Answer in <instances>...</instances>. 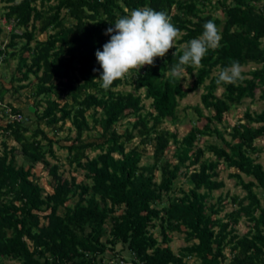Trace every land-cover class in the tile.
<instances>
[{
  "label": "trees",
  "instance_id": "obj_1",
  "mask_svg": "<svg viewBox=\"0 0 264 264\" xmlns=\"http://www.w3.org/2000/svg\"><path fill=\"white\" fill-rule=\"evenodd\" d=\"M0 3L8 6L7 19L24 28L22 32L13 29L11 41L0 45V59L18 58L20 76L14 75L12 81L29 83L15 89L30 86L37 99L35 128L28 123L30 115L12 103L6 104L11 119L3 124L0 118V264L8 260L20 264H109V250L114 264H193L192 258L199 264H223L228 258L230 264H264V203L256 189L264 196V165L258 160L261 149L256 144L264 137V110L248 109L246 121L239 120L231 130L219 126L225 122V114L245 98L254 100L257 89L264 100V0ZM144 7L171 18L179 29L178 44L163 58H155V66L131 70L104 91L96 80L102 69L95 52L103 50L110 39L106 29L114 26L111 23L124 16L126 9ZM217 9L224 17L215 14ZM209 20L222 36L220 47L206 53L202 67L187 66L185 73L193 82L184 88L183 79L170 77V67L178 63L183 46L199 37ZM45 32L47 38L38 39V34ZM3 33L0 25V38ZM22 38L27 40L18 48ZM232 61L258 66L248 71L250 77L242 72L243 79L235 85L223 84L225 91L218 95V76L213 72L229 67ZM94 68L100 71L94 72ZM32 75L35 80L30 81ZM124 83L134 84L135 91L118 89ZM201 87L205 88L202 101L209 114L199 105L195 110L198 120L206 118L205 124L193 121L182 138L177 130L163 127L166 121L178 122L180 101ZM5 92L0 85V103ZM145 98L152 99L153 110L146 109ZM124 117L136 120H129V126L120 132L117 125ZM68 121L71 126L65 138L72 143L60 146L68 149L69 164L85 171V179L80 181L76 175L68 177L61 172L59 162L48 159V155L58 158L54 145L60 140L41 126L44 123L59 136ZM74 130L75 136L71 134ZM206 136L217 141L202 143ZM12 137L20 146L9 145ZM137 137L140 142L127 149ZM171 143L175 148L169 157ZM150 148L153 160L142 164ZM92 152L96 154L92 156ZM208 152L214 157L206 156ZM19 154L24 156L22 164H18ZM38 163H43L52 177L51 192L38 180L34 171ZM222 163L239 170L230 176L247 191L242 197L233 196L237 207L224 216L220 215L224 198L212 201L214 191L225 186L218 178ZM244 175L252 179L247 181ZM182 176L188 188L178 184ZM244 217L250 228L239 234L237 225ZM157 227L158 236L154 232ZM174 232L184 233L187 242L178 251L171 246ZM119 244L122 248L116 251Z\"/></svg>",
  "mask_w": 264,
  "mask_h": 264
},
{
  "label": "rangeland",
  "instance_id": "obj_2",
  "mask_svg": "<svg viewBox=\"0 0 264 264\" xmlns=\"http://www.w3.org/2000/svg\"><path fill=\"white\" fill-rule=\"evenodd\" d=\"M216 1L217 0H213L214 3ZM7 7L8 6L5 3H0V25L3 26V29H4V33L2 34L0 38V45L2 46L7 45L11 41L13 29L14 30L16 29V31H19V32H22L24 30L23 27H18L15 21H9L7 19L5 15L6 11H8ZM64 12L65 10L63 11V13ZM214 12L215 14L221 17H224V13L221 9L214 10ZM71 21L72 19H69L68 23H70ZM47 36L48 35L46 32L41 33V34H38V39L45 40ZM26 40H27L26 38L19 39L18 41H20V43H19L18 48H20ZM34 43H35V40L32 41V44ZM177 44L178 42L176 39L174 42V46H176ZM18 48L10 47V50L12 51L17 50ZM17 66H18V58H10L8 61L0 59V85H2V87L6 89V92L4 95V101L0 103V118L2 119L3 124H6L11 119V116H10L11 111L9 107L8 108L6 107V104L12 103L15 107L22 108L25 114L30 115L31 120H29L28 123L31 124V128H35L36 119H37V116L35 114V111L37 109L36 107L37 99L32 94V87L30 86L20 88L19 90L16 91L15 87L29 83V80L12 81L14 75L20 76V73L17 71ZM257 66L258 65L254 63L242 66V72H246L245 76L250 77L251 75L248 74V71L256 68ZM219 71L220 70H215L213 72V75L218 76ZM184 75L186 77V80L190 78V80L188 81V85L191 84L193 82V77L188 73H185ZM31 80H35L34 75L31 76L30 81ZM118 89L135 91V85L131 83H124L120 85ZM204 91H205V88L201 87L196 91L190 92L184 99H182L180 101V105L178 109L179 110L178 122L172 123L170 121H166L163 124V127H167L168 129H171L172 131L177 130L179 137L182 138L191 129L193 125L192 124L193 121H195L199 126H203L206 122V118L203 117L198 120V115L196 113L195 106L199 105L203 109L205 115L209 114V110L204 107V104L202 101V93ZM224 91H225V86L223 84L219 85L217 88V94L221 95ZM140 92L144 94L145 89L140 90ZM260 93H261L260 90L257 89L256 97L254 100H252L251 98H245L241 104L233 108L231 111L227 112L225 114V122L223 124H219V126L221 128H225L229 126L230 127L229 130H231V127L235 125L239 120L242 119L243 122L246 121L244 119V115L248 109L251 111H257V112L263 111L264 110V100H261L259 98ZM151 102H152V99H146V98L144 99V103L146 105L147 110L149 109L153 110ZM40 109L42 110L43 107H41ZM129 120L131 122H134L136 118L134 117L122 118L119 124L117 125V128L120 132H123L129 126V123H128ZM41 126L44 127L47 131H49V134L51 136L60 140V144L54 145L58 158H54L48 155V159L51 161V163L59 162L61 165L60 171L64 172L68 177L72 175H76L79 181L82 179H85V171L83 169L75 170L74 167H72L68 162V149L65 148L64 146H60V145H67V144L72 143L71 141H68L65 138L69 133L68 127L71 126V122L68 121L66 123V126H65L66 128L59 133V136H55V134L52 131H50V128L47 127L44 123L41 124ZM93 133L95 137L99 135L98 131L94 130ZM71 134L75 136L76 135L75 130L72 131ZM226 137L230 139V136L228 134L226 135ZM2 140H3V136L0 135V149H2V144H1ZM214 141H217L216 137L206 136L205 138H203L202 143H211ZM139 142H140V138L139 137L135 138L131 143L128 144L127 149H130L132 146L138 144ZM8 143L10 146H13V145L20 146V144L13 137L8 139ZM256 144L261 149L258 160L262 162L264 165V137L257 139ZM174 148H175L174 143H171L168 149L169 157L172 156ZM95 154L96 152L91 153L92 156ZM206 156L214 157L211 152H208ZM17 160H18V164L24 163V156L19 154ZM152 160H153V149L150 148L147 154L143 157L142 164L149 163ZM173 161H176V160L173 159ZM34 171L36 172L39 178L38 180L40 184L45 187L46 192H51L53 190L51 183H50L52 177L48 174V170L44 166V164L38 163ZM237 171H239L237 168H226L223 163L219 165V177L218 178L219 180H223L225 182V186L214 191L212 201L217 202L221 196L224 198L225 207H224V210L220 213L221 216H224L225 213L230 212L237 207V205L232 200L234 195H239L242 197L246 195L247 193V191L241 185L236 184L237 179L235 177L230 176V173L237 172ZM156 176H157V179H160L159 171H156ZM244 178L247 181L252 179L251 177H248L246 175H244ZM178 184L182 185L185 188L189 187V183L186 181V178L184 176H182L179 179ZM256 189H258V191L262 195L263 203H264V196H263L261 189L260 188H256ZM176 193L180 194L179 191H177ZM74 201L75 199L70 201L69 204H72ZM237 228H238L239 234L246 233L250 228L249 221L245 217L242 218L239 224L237 225ZM154 232L158 236L160 232V227L155 228ZM186 244L187 242L184 239V233H181V232L173 233V240L171 241V246L174 248L175 251H178L182 246ZM121 248H122V244H119L116 248V251L120 250ZM226 253L227 255H230L229 247L226 249ZM106 255L109 258V264H114L112 262V256H113L112 251L109 250L106 253ZM125 255L127 254L125 253ZM190 263L199 264V262L197 261L195 262V258H192L190 260ZM6 264H20V262L14 261V260H8L6 261ZM126 264H132V262H127ZM223 264H230L229 258Z\"/></svg>",
  "mask_w": 264,
  "mask_h": 264
},
{
  "label": "clouds",
  "instance_id": "obj_3",
  "mask_svg": "<svg viewBox=\"0 0 264 264\" xmlns=\"http://www.w3.org/2000/svg\"><path fill=\"white\" fill-rule=\"evenodd\" d=\"M126 14L118 18L114 26L106 29L105 35L110 37L103 45V50L95 52L96 61L102 72L98 81L100 87L108 91L113 82L121 80L131 70H139L145 65L155 66L157 57L163 58L169 49L174 47V42L179 35V29L171 22V18L161 11L150 7L125 10ZM202 34L190 40L183 46V54L179 56L178 63L172 64L169 75L184 82L187 88L190 78L185 80L187 66L202 67V58L209 50L220 47L222 36L216 24L209 20L203 25ZM176 52L173 53V56ZM100 69L94 68L97 72ZM242 66L238 61H232L229 67L219 71L216 84H233L242 80Z\"/></svg>",
  "mask_w": 264,
  "mask_h": 264
},
{
  "label": "built area",
  "instance_id": "obj_4",
  "mask_svg": "<svg viewBox=\"0 0 264 264\" xmlns=\"http://www.w3.org/2000/svg\"><path fill=\"white\" fill-rule=\"evenodd\" d=\"M18 119H21V116H19Z\"/></svg>",
  "mask_w": 264,
  "mask_h": 264
}]
</instances>
